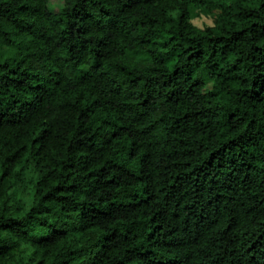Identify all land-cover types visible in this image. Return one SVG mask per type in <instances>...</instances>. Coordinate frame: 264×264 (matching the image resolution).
<instances>
[{"label": "trees", "instance_id": "trees-1", "mask_svg": "<svg viewBox=\"0 0 264 264\" xmlns=\"http://www.w3.org/2000/svg\"><path fill=\"white\" fill-rule=\"evenodd\" d=\"M49 3L0 0V264H264V0Z\"/></svg>", "mask_w": 264, "mask_h": 264}, {"label": "rangeland", "instance_id": "rangeland-1", "mask_svg": "<svg viewBox=\"0 0 264 264\" xmlns=\"http://www.w3.org/2000/svg\"><path fill=\"white\" fill-rule=\"evenodd\" d=\"M50 8L52 9L53 12L55 13H59L62 8H63V0H50ZM196 24H198L199 26H204L206 23L210 24V20L208 19H203V20H196L195 21ZM211 83L208 85V88L210 87Z\"/></svg>", "mask_w": 264, "mask_h": 264}]
</instances>
